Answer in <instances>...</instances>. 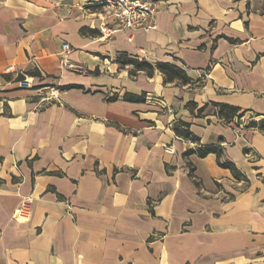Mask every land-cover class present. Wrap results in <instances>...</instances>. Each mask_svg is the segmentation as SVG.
<instances>
[{"label":"crops","instance_id":"crops-1","mask_svg":"<svg viewBox=\"0 0 264 264\" xmlns=\"http://www.w3.org/2000/svg\"><path fill=\"white\" fill-rule=\"evenodd\" d=\"M97 1L0 0V264H264V0H152L132 42Z\"/></svg>","mask_w":264,"mask_h":264},{"label":"built area","instance_id":"built-area-1","mask_svg":"<svg viewBox=\"0 0 264 264\" xmlns=\"http://www.w3.org/2000/svg\"><path fill=\"white\" fill-rule=\"evenodd\" d=\"M96 6L101 9L102 18L99 19V34L103 39H109L116 33H122L126 36L128 42H132L133 33L135 32H150L157 27L155 19L157 6L152 0H98ZM69 50L67 44L62 45L63 55L61 57V65L69 71L81 73V67L73 63H69L66 59V54ZM140 51V50H139ZM144 54L143 51H140ZM205 76V73L203 74ZM19 87L22 89L31 88V78L23 76V79L18 81ZM148 100H152L150 97ZM216 119L220 123L227 124L226 120L219 116L218 109H215ZM252 117H241L236 121V127L233 131L240 136V130L249 126L253 122ZM169 149V148H168ZM171 152V149L168 150ZM253 157L252 152L247 153V157ZM20 211L15 212L14 218L19 219Z\"/></svg>","mask_w":264,"mask_h":264},{"label":"trees","instance_id":"trees-1","mask_svg":"<svg viewBox=\"0 0 264 264\" xmlns=\"http://www.w3.org/2000/svg\"><path fill=\"white\" fill-rule=\"evenodd\" d=\"M117 62L120 66H128L132 65L137 71L139 70H150L152 69L150 64H147L145 61L139 62L136 57H130L128 55H121L118 59ZM156 67L159 70L161 74H163L164 78H166V81H171V80H180L182 82L187 81V77H185L184 71L179 68L178 66L174 64H167V63H156ZM23 79V78H22ZM20 79V80H22ZM19 80V81H20ZM61 90H71V89H81L79 86L71 85V86H66L59 88ZM145 95L143 94L140 97L134 96L132 94L125 95L123 99L127 102H142L144 99ZM218 109V114L222 118H229L234 116L236 113H238V109L231 107V106H226V105H221L216 107ZM226 120V119H225ZM180 135H183L185 138H190L192 140L195 139V137L190 134L188 131H179L177 132ZM208 153H216L214 148H207L205 151L199 152V156L202 158ZM222 168L228 169L232 171L233 174H236V169L233 164H223L220 165Z\"/></svg>","mask_w":264,"mask_h":264}]
</instances>
